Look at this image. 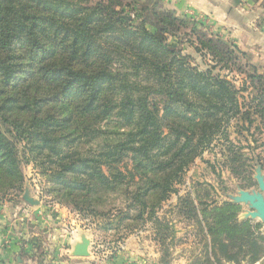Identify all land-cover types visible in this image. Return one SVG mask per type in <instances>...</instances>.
I'll return each mask as SVG.
<instances>
[{"label": "trees", "instance_id": "1", "mask_svg": "<svg viewBox=\"0 0 264 264\" xmlns=\"http://www.w3.org/2000/svg\"><path fill=\"white\" fill-rule=\"evenodd\" d=\"M148 1L138 25L125 18L122 0H0V195L23 190V156L80 213L100 216L111 196L123 195L128 206L118 218L154 220L165 263V232L171 242L174 233L157 209L213 144L242 189L256 185L264 159L229 142L228 129L264 130V73L248 75L259 96L243 102L248 89L220 71H233L245 53ZM185 44L201 63L178 49ZM194 188L179 213L203 234L197 264H264L263 224L240 221L241 205L210 203L209 189Z\"/></svg>", "mask_w": 264, "mask_h": 264}, {"label": "rangeland", "instance_id": "2", "mask_svg": "<svg viewBox=\"0 0 264 264\" xmlns=\"http://www.w3.org/2000/svg\"><path fill=\"white\" fill-rule=\"evenodd\" d=\"M122 1H124L127 6H125V8L121 11L124 15L132 17L134 23L138 25L143 21V18L147 14H150V12L145 13L141 7V5L148 4V0H129V3L127 0ZM165 1L166 0H161V7L162 9L169 10ZM149 5L151 4L149 3ZM169 11H172L178 18L183 20L186 19L187 22H184L188 27L189 25L193 26L195 24H201L203 25L202 27L204 33L212 34L208 31L205 21H199L198 19L197 21L191 16H180L173 10ZM148 29L152 30L150 23H148ZM176 41L177 40L173 37L168 38V42L172 45H176ZM232 43L233 45L235 44L233 41ZM178 49H180L184 54H188L192 57V64L202 62L201 55L196 53L194 48H191L189 44L180 45L178 46ZM240 50L245 53V57L240 55V61L237 63L236 68H234L231 72L227 69L221 70L220 73L223 76H226L227 80L231 81L238 88L243 89L245 87L248 89L243 91L240 95L242 98L241 100L248 103L252 102L255 97L259 96L257 94L258 91L253 89L252 81L248 78V75H251L255 69L259 70V74L262 75L264 73V61L260 62V56H257L258 54L256 53L244 51L242 49ZM234 126L235 127L233 128L230 126L228 129V132L230 133L228 135V141L237 147H245V152L249 153V155L255 158L261 155L264 159V148H258L255 152H252L247 148L250 146L252 148L260 147L262 143H264V130L257 131V127L259 126L255 125L250 132H247L242 127H236V125ZM220 142L223 143V141ZM218 144L219 143L213 144L215 145L214 148L207 150L201 157L196 159L194 164L184 176V184L177 185L178 192L173 194L168 201L157 209V215L162 220V223H169V226L172 227V230L170 231L174 233V240L171 242V235L169 236L165 232V235L170 237V261L172 259L173 249L177 246L184 247L183 253L188 257V264H197L201 260L202 254H204L205 250L206 244L202 240L203 234L199 229L197 220L189 219L179 213L183 197L192 193L195 189L194 187L199 186L203 189L210 190L212 194L210 203L214 201L221 205L226 202H230L228 197L229 195H237L239 190H244L240 187L242 178L239 179L237 176L232 175L229 171L224 169L219 162L221 153L220 147L216 146ZM23 146V144L20 145L21 151H23ZM22 161L23 174L25 177L23 190L12 191L6 193L5 195H0V206H3L6 203L24 202L23 195L25 193V189L29 187L32 197L41 201L39 207L43 210V213L46 214L47 212L53 213L54 211H64L67 216L72 217L76 222H80L83 234H85L92 242V253H95L94 256H90L91 258L89 260H86L88 261L86 263L115 264L119 258V254H124L128 249V245L133 243L134 253L137 252L138 247L140 248V251L138 250L140 254H138L136 258H144L147 262H151V260L156 262V255L159 254V264H163V250L156 238L155 230L157 227L154 220L149 219L147 216H145L144 222H136L134 220L121 221L118 218L120 213H124L128 206L125 196H111L108 199L107 207L106 205L104 207H100V212L103 213L100 216H91L85 213H80L73 207L58 201L54 197L51 193V187L47 177L42 174L41 169L37 167L28 157L24 158L23 156ZM255 174L256 169L253 171V180L256 185L248 191L258 190V184L254 179ZM244 209L245 208L242 206V211L239 216L240 221L244 220L242 217ZM132 213L135 215L134 212ZM67 219L69 220V218ZM254 222L260 223L259 221ZM259 234L260 238L264 237V224L260 229ZM190 239H193L192 241H194L196 245H193V243L191 245L189 242ZM139 240L141 241L140 243ZM132 250L130 249V251ZM249 261L250 259H247L242 261L240 264H251ZM133 264H140V260L135 259ZM226 264L238 263L231 262ZM255 264L263 263L257 262Z\"/></svg>", "mask_w": 264, "mask_h": 264}, {"label": "crops", "instance_id": "3", "mask_svg": "<svg viewBox=\"0 0 264 264\" xmlns=\"http://www.w3.org/2000/svg\"><path fill=\"white\" fill-rule=\"evenodd\" d=\"M165 2L169 10L205 21L210 33L232 40L240 49L258 54L260 62L264 61V0ZM42 213L40 207H32L26 202L0 206V264H88L86 260L91 257H72L73 247L83 233L80 222L64 211ZM68 231L74 234L70 236ZM192 240H189L191 245H196ZM127 248L124 254H119L115 264H133L135 259L140 260V264H159V254H154L156 262L151 259L147 262L144 258H136L140 254L139 247L135 253L133 243ZM183 251L184 247H175L170 264H188Z\"/></svg>", "mask_w": 264, "mask_h": 264}, {"label": "water", "instance_id": "4", "mask_svg": "<svg viewBox=\"0 0 264 264\" xmlns=\"http://www.w3.org/2000/svg\"><path fill=\"white\" fill-rule=\"evenodd\" d=\"M125 18L128 20L132 19V17ZM254 179L258 184V190H239L237 195H229L228 197L230 202L245 208L242 215L244 220L250 219L264 224V173L263 167L259 163H257ZM23 200L32 207H39L41 204L40 200L32 197L29 187L25 189ZM91 243V240L82 233L80 240L73 247L72 257L79 259L90 258ZM164 264H170V260H167Z\"/></svg>", "mask_w": 264, "mask_h": 264}, {"label": "built area", "instance_id": "5", "mask_svg": "<svg viewBox=\"0 0 264 264\" xmlns=\"http://www.w3.org/2000/svg\"><path fill=\"white\" fill-rule=\"evenodd\" d=\"M68 232H69V235L70 236H72L74 234L72 231H68ZM90 253H91V256H94L95 255V253L94 252L92 253V251H90Z\"/></svg>", "mask_w": 264, "mask_h": 264}]
</instances>
